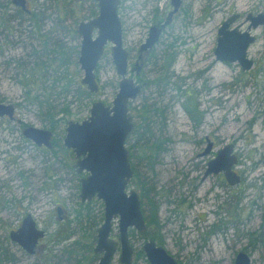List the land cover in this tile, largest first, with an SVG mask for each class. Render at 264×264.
<instances>
[{"label":"rangeland","instance_id":"1","mask_svg":"<svg viewBox=\"0 0 264 264\" xmlns=\"http://www.w3.org/2000/svg\"><path fill=\"white\" fill-rule=\"evenodd\" d=\"M29 1L32 15L19 16L11 0H0V102L15 106L17 119L39 129H49V126L43 115L47 105L42 109L32 104L36 96L60 109L68 107L72 113L68 121L86 120L92 103L97 100L111 105L121 80L111 46L97 70L100 91L88 100L85 97L80 100L76 92L77 84H81L84 77L78 62L67 68L54 61L49 68L40 65V61L55 57L53 51L58 44L67 48L69 54L80 48L78 26L93 19V12L97 11L95 5L92 2L78 5L69 0ZM182 2L180 11L146 57L141 81H137L135 72L130 73V77L145 84V88L131 103L136 128L128 148L137 143L138 130L145 142L149 141L145 144L156 139L163 145L153 160L148 158L144 147L143 150L132 149L139 177H135L131 189L141 194L139 182L146 183L153 189L150 197L158 206V225L149 226L146 235L135 230L130 234L135 251L133 264H149L145 254L138 255L147 240L158 244L162 241L161 246L183 264H234L240 252L249 253L252 264H264V231L260 232L264 226L262 29L255 32L258 40L250 52L255 65L250 72L243 71L237 63L218 62L215 57L222 23L233 14L246 18L249 14L264 13V0ZM172 10L171 0H122L119 15L124 46L130 53V70L150 28L159 21L165 23ZM169 55H175L176 60L167 68ZM63 76L67 79L55 85L56 79ZM168 76L166 83L156 84L158 79ZM65 84L68 87L64 89ZM185 101L199 106L200 115L194 114L201 117L200 124L196 125L183 109ZM145 119L150 123L148 127ZM1 123L2 263L49 264L48 251L52 249L59 255L61 264H76L89 256L96 260L85 259L84 264H97L98 257L93 251L97 244L96 229L103 223V207L94 204L88 212L81 205L78 182L71 169L73 157L64 151L66 125L62 123L57 133L54 132L59 141L49 150L24 141L21 123L5 119ZM11 128L14 132L9 130ZM207 139L214 143V149L202 157L208 147ZM227 145L234 146L240 159L235 171L242 181L236 186H230L223 174L205 177L209 162ZM12 201V205L9 204ZM58 207L65 212L64 221H57ZM28 211L48 232L41 255L25 253L9 238L11 230L19 226ZM145 211L146 216L151 215L149 206ZM53 221L59 226L51 227ZM222 229H226L227 234H222ZM57 233L65 238L60 245L54 244L53 237L56 238ZM253 233H257L256 236ZM112 238L116 241L119 238L118 222ZM252 239L256 240V247L249 249ZM89 247H92L90 253ZM71 251L73 254L68 260ZM10 253L17 258L13 263L6 260ZM113 264H120L119 252Z\"/></svg>","mask_w":264,"mask_h":264},{"label":"water","instance_id":"2","mask_svg":"<svg viewBox=\"0 0 264 264\" xmlns=\"http://www.w3.org/2000/svg\"><path fill=\"white\" fill-rule=\"evenodd\" d=\"M93 1L98 4V15L80 23L77 30L81 37L78 65L84 73L81 84L90 94L95 95L99 92L97 70L107 48L111 46L113 62L121 77L119 91L111 105L97 100L92 103L90 116L86 120L68 122L64 146L75 152L78 158L75 165L77 171L90 173V176L82 181L83 202L91 201L97 196L105 205L104 223L97 230V244L94 248V253L101 256L97 264H113L118 252L120 264H133L134 249L130 240V231L135 230L141 235L147 231L142 200L136 190H129L134 170L127 147L135 127L129 104L138 98L141 87L128 77L130 53L124 46V29L119 15L122 0ZM14 2L18 6L26 7L25 0H14ZM171 5L173 10L166 22L151 27L147 40L140 48V60L143 54L149 53L160 41L164 29L180 11L182 0H171ZM237 18L238 16H233L227 19L220 28L215 57L218 62L237 63L243 71L250 72L254 68V61L248 56L249 49L256 40L250 30L252 27L260 26L264 14L254 18L249 16L248 20H252V25L245 32H242L238 26L231 29ZM14 114L15 108L12 105L0 103L1 117L8 116L14 119ZM23 134L38 146L45 145L49 149L52 148L53 133L49 130L29 127ZM207 141L208 147L204 155H208L214 149V143L210 139ZM238 165L239 157L235 153L234 146L227 145L219 150L214 160L209 162L205 177L223 174L230 186L239 185L242 179L235 171ZM31 218L28 219L32 231L30 240L25 241L23 234L19 238H16L18 235L15 233L12 234L13 240L18 239L19 243L29 251L45 236L44 232L37 230ZM116 222L119 231L118 241L112 238ZM25 230L20 233H25ZM143 252L149 264H179L164 247L154 241L147 242ZM235 264H252V258L248 253L241 252Z\"/></svg>","mask_w":264,"mask_h":264},{"label":"flooded vegetation","instance_id":"3","mask_svg":"<svg viewBox=\"0 0 264 264\" xmlns=\"http://www.w3.org/2000/svg\"><path fill=\"white\" fill-rule=\"evenodd\" d=\"M12 1V4H13V7L16 9V13L19 15V16H21V15H32V11H31V2L29 1V0H25L26 1V7L25 8H23V7H21V6H18L17 4H15V2H14V0H11ZM69 2H71V3H76V4H78V5H82L84 2H92L94 5H95V8H96V10L97 11H95L96 13H98V4L95 2V1H93V0H80V1H76V0H69ZM183 3V2H182ZM0 6H1V4H0ZM182 7V6H181ZM1 9V8H0ZM95 13V14H96ZM6 14V13H5ZM93 14H94V12H93ZM262 14H264V13H256V14H254V15H252V14H249L246 18L244 17V15H242V14H233L231 17H233V16H238V18L236 19V21L234 22V24L231 26V29H233L234 27H240V30L242 31V32H245V31H248V29H249V27H250V25H252V20H248L249 19V16H251L252 18H254V17H257V16H259V15H262ZM98 14H96V15H94L93 16V18H95L96 16H97ZM231 17H229V18H231ZM229 18H227V19H229ZM23 19V18H22ZM22 19H20V24H19V26H21L22 25V21L24 20H22ZM26 19V18H25ZM226 19V20H227ZM28 20V19H27ZM225 20V21H226ZM248 20V21H247ZM24 21H26V20H24ZM224 21V22H225ZM40 22H42V21H40ZM223 22V23H224ZM223 23H222V25H223ZM164 24V22H162V21H159L156 25H153V26H159V25H163ZM37 25V24H36ZM80 25V24H79ZM222 25H221V27H222ZM22 27V26H21ZM21 27H19L20 29L19 30H22V28ZM220 27V28H221ZM220 28H219V30H220ZM151 29V28H150ZM259 29H262V31H263V33H264V20H261V23H260V26H258L257 28H251V30H250V33H251V35H253L255 38H256V40H255V42L251 45V47H250V49H249V58H250V52H251V49H252V47L255 45V43H257V40H258V36L257 35H255V32L256 31H258ZM219 30H218V33H219ZM164 32V31H163ZM78 33V32H77ZM147 40V39H146ZM145 43V42H144ZM143 43V44H144ZM142 44V45H143ZM141 45V46H142ZM141 48V47H140ZM148 54L149 53H146V54H143V57H142V59L140 60V49L138 50V53H137V60H136V63H135V65L133 66V68L130 70V59H129V68H128V70H129V74H128V77L129 78H131L130 77V73H136V77H137V81H141V73H142V70H143V66H144V62H145V59H146V57L148 56ZM140 60V61H139ZM176 60V59H175ZM174 64H175V62H174ZM173 64V65H174ZM137 65L139 66L138 68H139V70H138V68H137ZM254 65H255V63H254ZM134 69H136V70H134ZM97 75V74H96ZM164 79H169V76H168V78H164ZM97 80H98V78H97ZM134 80V79H133ZM135 81V80H134ZM137 81H135L136 82V84L137 85H139L140 87H141V93H140V95L138 96V97H140L142 94H143V92H144V88H145V84H139ZM167 82V80H165V81H163L162 83H166ZM99 84V83H98ZM168 85V83L166 84V86ZM100 87V86H99ZM181 90V89H180ZM100 91V90H99ZM99 93V92H98ZM97 93V94H98ZM96 95V94H95ZM138 99V98H137ZM136 99V100H137ZM135 101V100H134ZM133 101H131L130 102V104H129V108H130V112H132V110H133V107H131V103H132ZM1 103V102H0ZM11 105V104H10ZM14 108H15V106H13ZM132 109V110H131ZM184 109V108H183ZM132 114V113H131ZM133 116V115H132ZM134 117V116H133ZM191 118V117H190ZM3 119H5V120H9V121H13V122H18V123H21V127H22V132H21V135L23 136V138L25 139L24 141H29V142H31V143H33L35 146H37L38 148H40V149H42V148H45V149H49L48 147H46L45 145H43V146H38L37 144H35L32 140H30V139H27L25 136H24V130L25 129H27V128H29L30 126H28V125H26V124H24V123H22V121L20 120V119H17L16 118V108H15V114H14V119L13 118H10V117H8V116H4V117H1L0 116V125H2V123H1V121L3 120ZM71 121H73V120H71ZM84 121V120H83ZM68 122H70V120L68 121ZM68 122H66V123H63V124H65L66 125V128H67V125H68ZM76 122H82V121H76ZM134 125H135V127H134V131H135V128H136V120H135V117H134ZM32 127V126H31ZM4 129H6L7 127H3ZM11 132H14V130L11 128V129H9ZM44 130H49V129H44ZM49 131H51V130H49ZM134 131H133V133H134ZM52 133H53V137H52V140H51V143H52V148L51 149H49V150H52L55 146H57V143H58V141L59 140H57V138L55 139V133L53 132V131H51ZM65 132H66V130H65ZM132 133V134H133ZM131 137H132V135H131ZM130 137V138H131ZM65 138V137H64ZM129 138V139H130ZM128 141H130V140H128ZM63 142H64V140H63ZM65 147V146H64ZM127 147H128V143H127ZM66 148V147H65ZM129 149V148H128ZM129 151H130V149H129ZM65 152L66 153H69V154H71L72 155V157H73V161H74V164L71 166V169H72V173L74 174V177L77 179V182H78V190L80 191V194H79V196H80V200H81V205L82 206H84V207H86L87 208V211L89 212L91 209V206H93L94 204H102V207H103V215H102V219H103V223H104V215H105V205H104V202L102 201V200H99L98 198H97V196H95L91 201H89V200H86L85 202H83V200H82V198H81V189H82V181L84 180V179H86V178H88L89 176H90V173H88V172H86V171H83L82 173H79L78 171H77V169L75 168V165L77 164V162H78V158H77V156H76V154H75V152L73 151V150H71V149H68V148H66V150H65ZM130 157H131V165H132V169L134 170V177H133V179H132V181H131V184H130V187H129V190H135V189H131V187H132V185H133V180L135 179V175H136V171H137V169H136V167H135V165H134V161H133V158H135V154L134 155H132V152L130 151ZM202 157H204V152H203V154H202ZM82 159H83V157H82ZM239 162H240V159H239ZM138 173V172H137ZM137 193L139 194V192L137 191ZM141 193V192H140ZM139 196H140V198H141V200H142V197H141V194H139ZM24 199H28V198H24ZM14 201H12V202H10L9 204H11L12 205V203H13ZM27 203V205H29V202H26ZM5 205H6V203H5ZM4 205V206H5ZM20 205H22L23 206V202L21 201L20 202ZM20 208H21V206H20ZM142 209H143V213H144V208H143V200H142ZM0 210H1V208H0ZM57 216H58V220L57 221H64L65 220V218H66V216H64V214H65V212H64V210H63V208H61V207H58L57 208ZM31 212H29L28 211V213H24V216H23V218L21 219V222L19 223V226L16 228V229H13V230H11V232H10V234H9V238H10V240H11V242H13L14 244H16V245H18L25 253H28V254H30V255H33V256H36V255H41V254H39V253H41L42 251H41V246H42V243L46 240V238H47V236H48V232H47V230H45V229H43V228H41L40 227V225L38 224V222L36 221V219L30 214ZM88 215H90V213H88ZM144 216H145V221H146V224H147V230H148V227H149V225H148V223H147V219H146V215H145V213H144ZM30 217H32L31 218V220L33 219V221H34V223L36 224L35 226H36V228H37V230H39V231H42V232H44V234H45V236H44V238H41V239H39L38 240V242H37V244H36V246H32L31 247V251H29V250H27L26 248H24L20 243H19V241H18V239L17 240H13V238H12V234L13 233H15L16 235H18V236H16V238H19V237H21V236H23V235H25V241L26 240H30V236H32V231H31V229H30V227H31V222L28 220ZM103 223L102 224H100L99 225V227H97V229H96V233H97V230H98V228H100L102 225H103ZM54 224H56V226H59L58 225V223L57 222H55V221H53L52 223H51V227H52V225H54ZM262 227H263V229L262 230H260V232L261 231H264V226L262 225ZM261 227V228H262ZM24 229H26L25 231V233H20V231H22V230H24ZM56 231H59V227L57 228V230ZM131 232H133V230H131L130 231V234H131ZM20 233V234H19ZM222 234L224 233V234H227V231H226V229L225 230H223L222 229V232H221ZM23 234V235H22ZM147 234V231L144 233V234H142V235H146ZM256 234L257 233H253V236H256ZM141 235V234H140ZM97 236V235H96ZM252 236V235H251ZM63 238H64V236L63 235H61V234H59V233H57V236H56V238L55 237H53V239H54V244H56V245H60L61 244V242L63 241ZM130 240H131V236H130ZM118 241V240H117ZM149 241H152V240H147L145 243H144V245L147 243V242H149ZM96 242H97V237H96ZM155 242V241H154ZM157 243V242H156ZM53 244V245H54ZM131 244H132V241H131ZM144 245H143V247H144ZM157 245H159V246H161L162 244L159 242V244L157 243ZM133 247V246H132ZM256 247V242L254 243L253 242V240H250V244H249V249H253V248H255ZM134 249V248H133ZM94 252V251H93ZM142 253H143V255L145 254L144 252H143V248H142V251H141ZM241 253V252H240ZM48 258L50 259V260H47V263H49V264H61V259L59 258V255L57 254V253H54L53 252V250L52 249H50L49 251H48ZM95 254V253H94ZM134 254H135V251H134ZM249 254V253H248ZM8 257L6 258V260L7 261H9V262H15L16 260H17V258L15 257V254H12V253H10V255H7ZM95 256L96 257H98V260H97V263L99 262V259H100V255H97V254H95ZM238 256V255H237ZM175 259H176V257H174ZM236 259H237V257H236ZM93 260H96V258H94ZM176 261L179 263V264H183V263H180L177 259H176ZM0 263L1 264H3L2 263V261L0 260ZM235 263H236V260H235ZM234 263V264H235Z\"/></svg>","mask_w":264,"mask_h":264},{"label":"trees","instance_id":"4","mask_svg":"<svg viewBox=\"0 0 264 264\" xmlns=\"http://www.w3.org/2000/svg\"><path fill=\"white\" fill-rule=\"evenodd\" d=\"M94 12V15L98 14ZM36 17V15H35ZM38 28L40 29L41 31V28L38 26ZM57 44V43H56ZM54 54H55V57H51L49 58V61L45 62V61H40V65H43L45 68H49V66L54 62H61L62 66H65L66 68L67 67H70L71 64H76L78 62V55H79V48L76 50L75 49V52H73L72 54H69L68 51H67V48H65L62 44H58L56 46V50L53 51ZM169 60L167 61V65L166 67L167 68H170L173 66L174 62H175V55H172V56H168ZM57 72L59 70H56ZM168 78V77H166ZM66 80L67 77H58L55 81V85H57L58 83L61 82V80ZM165 80H168V79H158V81H156V84H160L162 83L163 81ZM72 83V81H70L69 85ZM67 84L64 85V89L68 87V85L66 86ZM77 89H76V92L78 94V98L80 100L84 99V97L88 100L92 94H90L86 89H84V87L80 84V82L77 84ZM69 92V91H68ZM67 92V94H69ZM28 95H30V93H28ZM193 95L190 94V97H192ZM189 101V99H188ZM183 102V108L184 110L189 114V116L191 117L192 121L198 125L201 123L202 119L200 116H195L196 113L199 114V106L196 105V103L194 102ZM32 104L33 105H36L38 104L40 108L44 109V106H46V112L43 113L44 117H45V120L46 122L48 123V126H49V129L55 133H57V130L59 129L60 125L62 123H66L68 122V119H69V116L71 115L72 116V113L70 112V109L68 107H65L63 109H60L59 107L57 106H53L52 103L50 101H40L39 100V96H36L35 99L32 101ZM198 111V112H196ZM195 113V114H194ZM200 115V114H199ZM146 126L148 127L150 125V123H146L147 120L145 119L144 120ZM141 125H140V129H141ZM139 132V130H138ZM137 132V143L135 145H133V147L131 146L129 149L130 151L132 152V149H137V147H140L141 150H143V147L146 149V153H148V158L150 160H153L154 159V156L158 155L160 153V151L162 150L163 148V145L161 144L160 140H156V139H153L152 142L150 144H145L147 142H145V140L143 139V134L142 133H138ZM134 134V133H133ZM132 134V136H133ZM153 135V134H152ZM139 137V138H138ZM131 140V138L129 139ZM129 143V141H128ZM66 149H64L65 151ZM132 155H134V153H132ZM136 178L139 177V173H137L136 171V175H135ZM139 185H140V191H141V197H142V200H143V208H144V213L146 214V211H145V207L149 206L150 209H151V215L150 216H146V219H147V223L149 226H152V225H158L157 224V215H158V206L153 202V199H151V195H152V192H153V189L152 188H149L147 186L146 183H142V182H139ZM148 200V203L146 202ZM147 209V208H146ZM65 238H63L64 240ZM253 242L255 243V239H252ZM160 243L162 244V241H160ZM77 246H79V244H76ZM89 253L92 251V247L88 249ZM72 254H73V251L70 252V257L68 258V260L71 259L72 257ZM139 257L143 256V253H139L138 254ZM92 261V256H89V258H85ZM84 259V260H85ZM84 260H81V261H77L76 264H84L85 261ZM90 264V262H89Z\"/></svg>","mask_w":264,"mask_h":264}]
</instances>
